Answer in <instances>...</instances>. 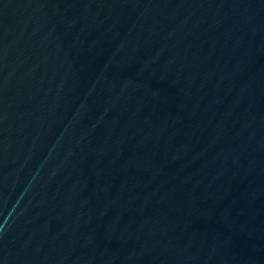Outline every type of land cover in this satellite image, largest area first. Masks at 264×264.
<instances>
[{
    "label": "water",
    "instance_id": "obj_1",
    "mask_svg": "<svg viewBox=\"0 0 264 264\" xmlns=\"http://www.w3.org/2000/svg\"><path fill=\"white\" fill-rule=\"evenodd\" d=\"M0 264H264V0H0Z\"/></svg>",
    "mask_w": 264,
    "mask_h": 264
}]
</instances>
